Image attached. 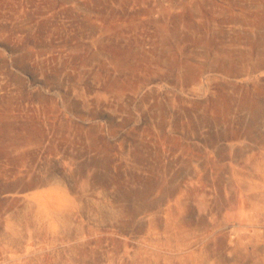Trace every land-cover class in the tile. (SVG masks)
I'll use <instances>...</instances> for the list:
<instances>
[{
    "label": "rangeland",
    "instance_id": "1",
    "mask_svg": "<svg viewBox=\"0 0 264 264\" xmlns=\"http://www.w3.org/2000/svg\"><path fill=\"white\" fill-rule=\"evenodd\" d=\"M0 264H264V0H0Z\"/></svg>",
    "mask_w": 264,
    "mask_h": 264
}]
</instances>
